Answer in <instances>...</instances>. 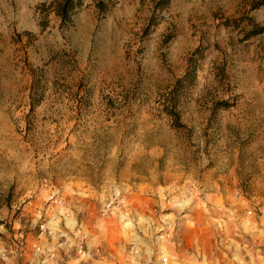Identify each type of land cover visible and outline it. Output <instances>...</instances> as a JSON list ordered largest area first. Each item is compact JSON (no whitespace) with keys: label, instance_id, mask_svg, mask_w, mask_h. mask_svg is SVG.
<instances>
[{"label":"rangeland","instance_id":"1","mask_svg":"<svg viewBox=\"0 0 264 264\" xmlns=\"http://www.w3.org/2000/svg\"><path fill=\"white\" fill-rule=\"evenodd\" d=\"M158 1L0 0V264L261 261L264 7Z\"/></svg>","mask_w":264,"mask_h":264},{"label":"crops","instance_id":"2","mask_svg":"<svg viewBox=\"0 0 264 264\" xmlns=\"http://www.w3.org/2000/svg\"><path fill=\"white\" fill-rule=\"evenodd\" d=\"M93 241H87L86 242V251L87 254L82 256H74L73 259H70L66 264H118L119 259H116L117 262H112L107 256H104L101 254L95 253V250L92 248ZM134 254H131L127 260H129V264H144L146 262H149L150 264H162L161 263V257L163 255H160L158 252H149L144 253V256L141 254L142 251L140 248L137 249ZM140 251V254L138 255V252ZM117 254H120V251L116 252ZM165 258V257H163ZM261 258V261L258 264H264V254ZM58 264H64L59 262ZM169 264V263H167Z\"/></svg>","mask_w":264,"mask_h":264},{"label":"trees","instance_id":"3","mask_svg":"<svg viewBox=\"0 0 264 264\" xmlns=\"http://www.w3.org/2000/svg\"><path fill=\"white\" fill-rule=\"evenodd\" d=\"M169 0H160L157 4H167ZM81 4V0H52L49 4V8L54 13V15L63 23L71 22V17ZM256 6H263L264 7V0H259ZM188 74H185L182 81H187L190 83V79ZM180 83V81H178ZM33 102V101H32ZM34 104V103H33ZM32 104V106H34Z\"/></svg>","mask_w":264,"mask_h":264},{"label":"built area","instance_id":"4","mask_svg":"<svg viewBox=\"0 0 264 264\" xmlns=\"http://www.w3.org/2000/svg\"><path fill=\"white\" fill-rule=\"evenodd\" d=\"M161 263H162V264H167V259H166V258H163V257H161Z\"/></svg>","mask_w":264,"mask_h":264}]
</instances>
